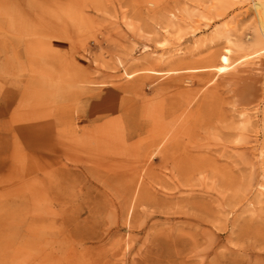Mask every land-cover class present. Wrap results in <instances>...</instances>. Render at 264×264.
<instances>
[{"label":"rangeland","instance_id":"obj_1","mask_svg":"<svg viewBox=\"0 0 264 264\" xmlns=\"http://www.w3.org/2000/svg\"><path fill=\"white\" fill-rule=\"evenodd\" d=\"M260 37L264 0H0V264H264ZM133 118L198 158L94 160Z\"/></svg>","mask_w":264,"mask_h":264},{"label":"bare ground","instance_id":"obj_2","mask_svg":"<svg viewBox=\"0 0 264 264\" xmlns=\"http://www.w3.org/2000/svg\"><path fill=\"white\" fill-rule=\"evenodd\" d=\"M264 38V37H262ZM262 38L260 37L258 40L262 41ZM230 53L231 49L226 48L224 53L220 55V64L219 65H213L211 69H216L219 74L227 72L231 68L230 63ZM206 69V68H204ZM189 70H193L196 72L203 71L202 68H191ZM152 73H158V71L150 70ZM210 72L203 73L201 75H209ZM128 76L132 77L134 74H128ZM180 76V75H178ZM187 108V107H186ZM128 126V125H127ZM149 123L146 119H141L139 121H136L134 118L132 119V122L129 124V127L126 128L125 131H123V134L121 135L120 142L122 143V146H116L117 143L116 140H108L109 144H112L110 146V149L112 150H105L103 153L98 152L97 154H94L92 158L94 160H108V161H117V160H126L131 161L139 165H146V164H153L155 160H160L162 162H166L168 160L174 162L177 164V169L180 167V164H185L189 161L195 160L198 157L195 155H192L187 149H183L182 151H179L178 147L185 143V140L181 137V130L174 129L171 131V133H152L144 137V133H149ZM168 131V130H167ZM137 138L138 140L132 145L128 146L127 143L130 140H133ZM117 147V148H116ZM177 149V150H176ZM207 161H211L212 158H206ZM264 162V161H263ZM179 171H182L179 168ZM121 178V177H120ZM136 180V179H135ZM133 179L132 182H129L128 184V194L130 195V203L126 200L124 203H119L120 209L122 212L125 209V207H128V214L131 213V218L133 217V221L135 222L137 213H140L136 210L135 206L136 204H147L151 206H168V203L166 202L167 199H159L156 198V192L155 190H152L153 187H148V185L141 181L140 183L135 182ZM187 205H191L192 207H196L199 209V202L194 199L189 198H183L181 200ZM235 202V201H234ZM236 204V203H235ZM201 206V205H200ZM127 210V209H126ZM136 210V211H135ZM181 212L179 210L171 211L169 207L163 208V209H156L155 211L148 213V211H143V215L149 216L150 218L154 217H160L164 220L165 223L169 222L172 218L173 213ZM203 217V216H202ZM183 218V217H182ZM195 222L194 224H199V221L203 220V218L198 217V219L194 218ZM182 224H192L193 222L186 218L180 221ZM135 224V223H134ZM153 225V224H152ZM246 227V226H245ZM138 232H142L143 229H145L142 225H137ZM165 235V236H164ZM160 236H172L169 234H165V232H161V234H151L152 240H158ZM160 240V239H159ZM153 241V242H154ZM197 244V242H194ZM156 245V243H154ZM183 250L177 251V254H181ZM171 255H168L167 257H163L162 255L158 254V257H156V262L158 264L166 263L168 264L169 261H171ZM176 260V259H175ZM178 264H183V261H180Z\"/></svg>","mask_w":264,"mask_h":264}]
</instances>
